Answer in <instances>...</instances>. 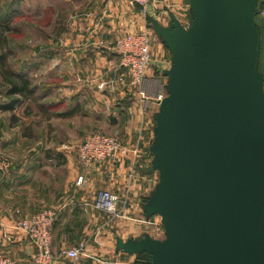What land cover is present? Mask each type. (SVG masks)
Masks as SVG:
<instances>
[{"label": "crops", "instance_id": "1", "mask_svg": "<svg viewBox=\"0 0 264 264\" xmlns=\"http://www.w3.org/2000/svg\"><path fill=\"white\" fill-rule=\"evenodd\" d=\"M64 1L69 14L60 35H46L43 51L33 47L36 53L30 50L15 69L29 76L35 99L0 111V150L11 159L0 173V256H11L17 264H137L140 255L118 249L117 238H156L160 215L148 217L144 204L160 182L151 152L160 107L156 97L168 82L164 70L172 65L153 19L167 27L173 14L183 25L179 12L189 6L192 15L190 0H152L146 9L130 0ZM22 3L11 5L19 31L32 23L22 20ZM142 30L150 34L154 59L144 84L145 101L110 47L124 33ZM34 55L39 62H32ZM97 130L117 133L127 152L88 169L77 147ZM80 176L84 183L77 182ZM102 190L120 196L117 217L95 208ZM45 208L56 209L58 217L53 260L39 263L37 247L17 223L21 215ZM81 241L86 250L77 260L63 254Z\"/></svg>", "mask_w": 264, "mask_h": 264}, {"label": "water", "instance_id": "2", "mask_svg": "<svg viewBox=\"0 0 264 264\" xmlns=\"http://www.w3.org/2000/svg\"><path fill=\"white\" fill-rule=\"evenodd\" d=\"M259 0H190L189 28L153 19L172 54L144 204L165 238L117 248L149 264H264V50Z\"/></svg>", "mask_w": 264, "mask_h": 264}, {"label": "built area", "instance_id": "3", "mask_svg": "<svg viewBox=\"0 0 264 264\" xmlns=\"http://www.w3.org/2000/svg\"><path fill=\"white\" fill-rule=\"evenodd\" d=\"M130 1L146 9L152 0ZM110 47L120 58L119 66L130 71L132 84L138 88L139 99L145 101L147 92L144 84L153 68L154 61L149 32L146 30L126 32L116 38L110 44ZM119 80L123 81V76ZM167 90L168 82L163 84L157 94L156 98L159 103L167 96ZM77 152L80 162L89 169L96 163L116 160L118 155L126 153L127 149L122 145L120 136L117 133H105L97 130L85 136L78 145ZM10 166L11 159L4 151L0 150V173L8 170ZM77 182L79 184L84 183V176H80ZM119 203L120 196L117 193L102 190L95 200L94 206L114 218L120 215ZM57 217L58 212L56 209L45 208L30 215H21L18 220V228L37 247L38 252L34 259L39 263H49L53 260V230ZM85 250L86 243L81 241L64 251L63 254L77 260ZM0 264H17V261L11 256L1 255Z\"/></svg>", "mask_w": 264, "mask_h": 264}, {"label": "rangeland", "instance_id": "4", "mask_svg": "<svg viewBox=\"0 0 264 264\" xmlns=\"http://www.w3.org/2000/svg\"><path fill=\"white\" fill-rule=\"evenodd\" d=\"M0 1V6L2 5L0 7V14H10L12 24L10 25L11 27L1 28L0 40L2 39L5 41L0 42V52L2 50L3 52H9L4 62L10 69L15 70L27 61L25 58L28 57L30 50H33V47L39 49L40 52L43 51L46 43V35H60L62 28L64 27L63 22L67 19L69 12L65 9L66 4L64 0H24V3H22V20L32 23L28 27L22 25L21 31H19V28L14 27L13 24V22H15L14 20L17 11H14V9H12L13 7H11V5L18 0ZM179 15L181 16L183 25L186 28H189L193 21L190 7L187 6L181 10ZM259 16L264 21V1L260 5ZM31 53L34 54L36 52L33 50ZM37 54H39V52H37ZM36 58V56L32 57V62L40 61V56L39 58ZM262 67L264 69V50L262 56ZM4 100H6L4 96V89L0 83V102ZM157 218L160 225L155 229L154 235L158 239H163L165 238V228L162 223V218L160 216H157Z\"/></svg>", "mask_w": 264, "mask_h": 264}, {"label": "trees", "instance_id": "5", "mask_svg": "<svg viewBox=\"0 0 264 264\" xmlns=\"http://www.w3.org/2000/svg\"><path fill=\"white\" fill-rule=\"evenodd\" d=\"M264 0H259L258 19L264 25V21L259 16L260 5ZM1 7V6H0ZM10 14H0V31L1 28L11 27ZM12 29V28H11ZM5 40H0L4 42ZM7 42V41H6ZM8 51L0 52V83L4 89V101L0 102V111L14 110L20 105L25 104L30 99H35L36 88L32 86L29 76L22 72L10 69L4 62L8 56ZM137 264H149L148 256L140 255Z\"/></svg>", "mask_w": 264, "mask_h": 264}]
</instances>
